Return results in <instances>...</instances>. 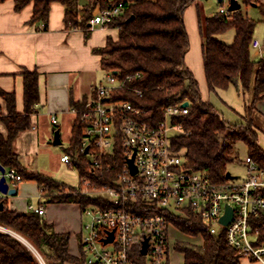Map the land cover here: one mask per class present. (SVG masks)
I'll use <instances>...</instances> for the list:
<instances>
[{"label": "trees", "instance_id": "trees-1", "mask_svg": "<svg viewBox=\"0 0 264 264\" xmlns=\"http://www.w3.org/2000/svg\"><path fill=\"white\" fill-rule=\"evenodd\" d=\"M6 1L0 0V3ZM124 1L126 7L123 14L109 26V29L119 31L118 41L110 37L105 47L93 50L101 56L104 72H117L118 78L122 79L132 78L123 90L115 94L113 100H123L145 109L153 122H159L164 120L167 107L187 99L191 103L190 114L173 119V124L183 127V133L172 139L174 148L186 156L189 167L207 172L216 182L227 180L228 165L235 161V144L238 142L245 143L248 157L264 169V150L259 144L258 130L252 120L257 102L264 100V58L254 60L251 47L258 21L248 17L242 8L228 16L220 12L212 13L204 22L200 10L198 13L199 32L205 36L201 49L209 94L236 86L244 97L245 123L230 125L212 104L203 101L198 80L185 64L190 35L184 15L197 0ZM56 2L65 7L64 22L67 29L82 30L87 40L91 31L88 21L92 7L106 4V0H85L84 8L80 10L81 0H15V9L22 11L33 4L31 23L47 24L51 6ZM242 2L247 8L257 5L264 21V4L259 0ZM80 14L82 18H79ZM230 30L235 32L233 43H223L219 36ZM38 83L37 71L23 74L22 113L17 112L14 94L2 93L7 102V112L2 113L0 109V120L5 124L8 134L5 136L0 132V164L6 171L15 170L22 181L38 182L49 203H78L84 211L97 205L98 201L79 192L83 180L91 181L96 188L111 185L117 176L115 167L125 162L121 146H117L115 157H107L104 161V176H91L90 160L81 152L85 134L80 116L95 98L94 93L92 98L84 97L72 103V110H76L78 115L72 126L70 147L65 154L71 159L70 166L80 174V185L77 188L70 187L49 175L30 172L16 152L14 143L21 133L32 127L31 118L41 102ZM251 93L253 101L248 102ZM1 203L4 209L0 207V226L26 238L41 253L46 264H87L83 250L79 257L70 253V234L55 233L53 226L35 211L18 214L8 210L3 199ZM139 207L140 213H143V206ZM154 212L163 213L184 237L202 239L200 245L187 240L176 241L174 250L184 256L185 264H241L239 252L228 245L226 233L212 235L210 225L191 209L174 213L158 209ZM253 225L261 229V244L264 242V217ZM131 259L133 264H149L140 248L132 250ZM167 262L171 264L169 260ZM0 264L40 263L34 252L21 240L0 232Z\"/></svg>", "mask_w": 264, "mask_h": 264}, {"label": "built area", "instance_id": "built-area-1", "mask_svg": "<svg viewBox=\"0 0 264 264\" xmlns=\"http://www.w3.org/2000/svg\"><path fill=\"white\" fill-rule=\"evenodd\" d=\"M235 1L243 4V0ZM221 3L224 5L219 12L230 15L231 0ZM125 7L124 0L97 4L92 7L90 28H109ZM131 79L107 73L104 83L95 88V98L80 116L85 134L81 152L90 160L91 176H104L103 163L107 157H115L118 145L125 159L122 166L115 167L117 176L111 185L96 188L87 179L82 182L79 192L98 201L83 211L91 219L84 225L81 241L86 263L133 264L131 252L140 248L149 264H168V260L173 264L169 251L171 224L163 213L154 211L174 213L188 208L210 225L212 235L225 232L228 245L238 250L241 259L264 264L261 229L253 225L264 217V169L248 157L244 178L216 182L207 172L189 167L186 156L175 150L172 139L183 133L182 125L173 124V119L190 114L191 103L181 99L165 109L163 121L153 122L145 109L113 100ZM185 102L189 106L184 107ZM72 112L78 115L76 110ZM52 120L54 124L58 122L56 117ZM133 158L135 175L129 165ZM61 159L71 164L68 155ZM5 176L14 185L22 181L15 170L6 171ZM43 192L41 189V195ZM139 206H143V213ZM227 206L233 209L234 218L225 226L221 219ZM33 211L40 216L45 214L43 207ZM112 232L113 242L105 245Z\"/></svg>", "mask_w": 264, "mask_h": 264}, {"label": "crops", "instance_id": "crops-1", "mask_svg": "<svg viewBox=\"0 0 264 264\" xmlns=\"http://www.w3.org/2000/svg\"><path fill=\"white\" fill-rule=\"evenodd\" d=\"M259 1L264 4V0ZM15 4V0L0 3V109L2 113L7 112V102L2 97V93L14 94L17 112L22 113L24 111L23 74L28 71L39 73L41 102L31 118L32 127L21 133L14 145L24 166L30 172L49 175L42 168H33L30 158L38 159L51 153V147H58L52 143L57 130L60 131L62 143L65 134L69 132L72 134L76 117L72 112V103L81 101L84 97L92 98L96 86L100 83V75L104 72L101 67V56L93 50L105 47L110 37L117 42L119 31L109 28L91 29L87 40L82 30L67 29L64 22L65 7L60 3L52 4L47 24L31 23L34 14L33 4L26 6L22 11L15 9ZM84 5L85 0H81L79 7ZM249 8L258 9L257 5ZM198 13L199 7L196 1L184 15L190 35L185 64L198 80L199 86H202L200 93L202 94L204 90V93L208 94L202 42L198 33L200 21ZM247 15L250 17L249 14ZM251 47L252 56L253 52L255 53L254 60L256 57L257 59L264 57V47L260 42H253ZM253 97L251 93L250 102L253 101ZM202 98L206 102L204 94ZM255 108L252 120L258 130L259 144L264 150V100L258 101ZM54 117L58 120L56 124L52 120ZM71 119H73L72 123H70ZM0 132L5 136L8 134L1 120ZM61 163L68 165L62 162V159ZM9 184L10 189L17 191L16 196H7L0 191V200L5 201L8 210L27 214L35 208L43 207L45 214L41 217L53 226L55 233L71 235L70 253L74 255L73 249L76 244L81 250L84 219L80 204L49 203L48 198L41 195L42 188L38 182L33 180L21 181L16 185L12 182ZM7 233L13 236L10 230ZM241 264L263 263L241 259Z\"/></svg>", "mask_w": 264, "mask_h": 264}, {"label": "rangeland", "instance_id": "rangeland-1", "mask_svg": "<svg viewBox=\"0 0 264 264\" xmlns=\"http://www.w3.org/2000/svg\"><path fill=\"white\" fill-rule=\"evenodd\" d=\"M198 7L200 10L201 18H203V22L205 21L206 17L208 15L215 13L216 11H219L220 8L224 5L217 0H197ZM242 10L244 13L249 14V16L252 19H255L258 21L257 26L255 28V35H254V42L258 41L262 44V47H264V21L262 16L259 13L258 9H250L247 8L244 4L242 6ZM79 18H82V14L79 15ZM191 31V30H189ZM199 38L201 39L202 44L205 41V36H203L199 31ZM192 34V31H191ZM235 38V32L232 30L226 32L224 35L219 36V39L224 43L232 44L233 40ZM255 56V53L253 52V57ZM258 57H256L257 59ZM107 76L106 72H103L100 75V85L101 83H104V80ZM97 85V86H98ZM96 86V87H97ZM202 88V86L200 85ZM202 94H204V99L206 103L212 104L213 107L219 112V114L222 116V118L225 120L226 123L230 125H239L244 124L245 119V101L244 97L238 92L236 86H232L226 91H218L216 93L211 94H205L204 90L202 91ZM249 102V96L247 98ZM73 122V119H71L70 123ZM71 132L64 135L63 143L60 146H54L52 148V152L48 153L46 155L40 156V158H30L31 164L33 165V168H42L45 172H48L49 175L55 177L56 179L60 180L61 182H65L67 185L77 188L81 183L80 174L78 173L77 169L72 168L68 165L62 164L60 157L65 154V151L70 147V138H71ZM68 138V139H67ZM235 161L228 165V173L232 174L235 177H241L244 178V176L247 173L246 169V160L249 156V153L247 151V147L245 143L238 142L235 144ZM227 173V175H228ZM84 219V225L91 223V219L89 216L83 214ZM0 232L7 233L9 231L8 228L4 226H0ZM11 231V230H10ZM170 247H171V259L173 264H185L184 262V256L177 253L174 250V245L176 241H189L191 243H194L196 245L202 244V239L195 240L192 237L183 236L179 231L175 229L173 225H171L170 229ZM11 233H15L11 231ZM14 237H16L19 240H22L19 234H14ZM23 237V236H21ZM24 238V237H23ZM26 242L24 244L29 248L30 251L34 252L35 256L37 257L40 264H46L43 256L39 251H37L34 246H32L28 240L25 238ZM74 250L75 256H80L82 253V250L78 248V245L76 244Z\"/></svg>", "mask_w": 264, "mask_h": 264}, {"label": "water", "instance_id": "water-1", "mask_svg": "<svg viewBox=\"0 0 264 264\" xmlns=\"http://www.w3.org/2000/svg\"><path fill=\"white\" fill-rule=\"evenodd\" d=\"M217 1L220 2V3L222 2V0H217ZM231 2H232L231 6L229 7V11L230 12H232V13L233 12H237V11H239L242 8V4L241 3L236 2L235 0H231ZM115 74H117V72ZM183 106L184 107L189 106V102H185ZM60 136H61L60 131L57 130L55 132L54 140H53L52 143L55 144V145L60 146L61 143H62ZM129 165H130V168H131L133 174L134 175L137 174V169L134 166V158L129 160ZM5 173H6V169L0 164V174L2 176L1 180H0V191L3 194L7 195V196H16L17 191L15 189H10V184H9V182L7 180V177L5 176ZM229 178L230 179H234V178H237V177H235L232 174L228 173L226 179L229 180ZM0 207H1V210L4 209L3 203H1ZM233 218H234L233 209L230 206L229 207L227 206L226 207V214H225L224 217H222L221 223L223 225L227 226V225L230 224V222L233 220ZM111 234L112 235L110 236V238L104 242L105 245H108L109 243L113 242L115 233L112 232ZM144 254H146V247H145V250H144Z\"/></svg>", "mask_w": 264, "mask_h": 264}, {"label": "bare ground", "instance_id": "bare-ground-1", "mask_svg": "<svg viewBox=\"0 0 264 264\" xmlns=\"http://www.w3.org/2000/svg\"><path fill=\"white\" fill-rule=\"evenodd\" d=\"M9 232V231H8ZM15 234V233H14ZM13 234V235H14ZM18 237H20L24 242H26V240H25V238H23V237H21V236H18Z\"/></svg>", "mask_w": 264, "mask_h": 264}]
</instances>
